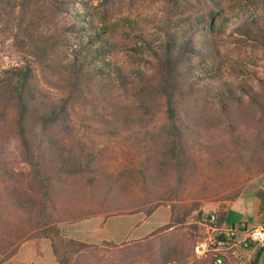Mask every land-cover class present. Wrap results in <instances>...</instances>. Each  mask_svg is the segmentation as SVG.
Wrapping results in <instances>:
<instances>
[{"label": "rangeland", "instance_id": "1", "mask_svg": "<svg viewBox=\"0 0 264 264\" xmlns=\"http://www.w3.org/2000/svg\"><path fill=\"white\" fill-rule=\"evenodd\" d=\"M16 1L22 3L15 9L16 16L22 11L20 23L11 21V34L0 28V77L5 69L29 66L33 73L32 85L41 89L32 101V112L34 108L35 112H42L46 102L56 103L68 94L64 84L67 54L35 42L40 34L50 35L66 16L53 15L45 0ZM84 1L88 3L94 30L104 35L102 29H105L111 47V52L104 56L109 63V85L102 92L94 86L80 90L55 130L71 146L73 154L96 155L97 163L105 172L124 166L145 167L147 160L150 165L159 167L160 160L162 167L156 169L154 175L171 181L174 170L159 154V138L152 140L141 135L127 139L109 132L114 129L124 135L132 129L160 130L166 125L164 98L147 88L118 87L114 82L115 71L128 78L136 72L151 75L155 59L149 49H158L156 43L163 38L160 27L164 21L177 14L200 15L206 10V3L178 0L174 6L171 0ZM216 7L223 12L217 22L218 34L213 36L217 48L214 63L210 67L209 63H198L190 58L189 67L195 71V80L200 82L199 96L177 93L173 100L182 124L186 125L183 129L186 140L192 146L188 152L190 179L184 193L186 203L199 202L193 214L202 210L215 213L225 210L242 193L264 186V125L262 133L256 130L259 117L264 124V46L243 41L233 32L237 20L259 14L261 5L255 0H217ZM203 70L217 71L218 76L208 78ZM222 100L227 104V119L220 110ZM229 121L236 126V133L246 139V146L234 144L232 132L227 128ZM66 126L61 132L60 128ZM257 138L261 139L260 147H256ZM252 152L256 155L252 156ZM0 160L11 169H24L25 165L19 164L16 156L12 136L9 142L0 145ZM102 181L104 187L107 176L103 175ZM5 201L6 193L0 188V254L16 247L18 235L27 229L19 216L11 213L10 217L2 212ZM169 213L164 206L146 218L135 213L116 224V229L107 226L97 236L111 237L114 242L131 240L167 223ZM236 216L230 209L224 221L231 222ZM136 223L138 225L130 229ZM198 233L197 222L190 219L168 229L158 228L134 242L99 244L90 250L95 252L94 264H211L209 259L197 258L193 253ZM51 238L59 252L76 247L58 235ZM258 264H264V249Z\"/></svg>", "mask_w": 264, "mask_h": 264}, {"label": "trees", "instance_id": "2", "mask_svg": "<svg viewBox=\"0 0 264 264\" xmlns=\"http://www.w3.org/2000/svg\"><path fill=\"white\" fill-rule=\"evenodd\" d=\"M204 1L206 10L200 15L177 14L175 18L168 17L164 21L160 27L163 38L156 43L158 49H149L155 59L151 75L136 72L128 78L115 71L114 82L118 87L125 89L130 85L137 89L147 88L164 98L166 125L160 130L132 129L124 135L114 129H109V132L127 139L141 135L152 140L160 139L159 154L168 160L174 170L173 178L169 181L161 179L159 174L154 175L156 169L162 167L160 160L159 167L153 163L150 165L147 160L145 167L124 166L117 171L105 172L97 163L96 155L82 152L73 154L71 146L59 137L55 128L60 118L68 114V106L77 98L80 90L89 89V86H94L99 92L108 89L109 63L104 56L111 52V47L105 37V29H102L104 35L94 30L96 27L86 1L45 0L53 15L66 17L50 35L40 34L35 43L67 54L64 84L68 94L56 103L46 102L44 111L35 112L34 108L32 112V101L41 89L32 85L30 67L24 65L5 69L0 77V145L9 142L12 136L19 164L25 165L24 169H11L0 160V188L6 193L2 212L10 217L11 213L19 216L27 227L18 235L16 247L0 254V264L15 253L23 241L56 237L59 235L58 226L64 222L135 212L149 215L160 206L167 207L170 212L169 222L159 227L160 230L168 229L173 224H184L190 219L198 221V213L193 212L198 209L199 202L193 200L190 204L186 203L184 193L190 179L188 152L192 146L186 140L183 130L186 125L182 124L173 100L177 93L199 96L200 82L195 80V71L189 67L190 58L198 63H209L211 67L217 57L213 36L218 34L217 22L221 20L223 11L216 7L217 0ZM255 1L261 5V12L254 17L237 20L233 32L239 34L243 41L264 46V0ZM171 2L177 6L178 0ZM17 5L20 7L22 3L0 0V28L3 32L11 34V21L19 20L20 23L22 11L15 15ZM202 72L208 78L218 76L217 71ZM220 110L227 119V104L223 100L220 101ZM257 122L259 129L256 130L262 133V117ZM227 126L232 132L234 144L246 146V139L236 133L232 121ZM66 129L67 126L60 128V131ZM259 140L256 139V147L262 144ZM103 175L107 176L104 187ZM254 194L259 200L258 211L261 213L264 211V186L255 189ZM227 209L217 212L219 221H224ZM65 241L76 247L59 252L53 241L58 264H68L70 254L87 246L73 240Z\"/></svg>", "mask_w": 264, "mask_h": 264}, {"label": "crops", "instance_id": "3", "mask_svg": "<svg viewBox=\"0 0 264 264\" xmlns=\"http://www.w3.org/2000/svg\"><path fill=\"white\" fill-rule=\"evenodd\" d=\"M254 191L255 190L252 189L242 193L236 200L231 203V205L227 209V214H229V211L231 209L235 211L237 216L236 218H232L231 222H229L228 220L226 222L223 221L225 224L235 225L240 222H244L247 226L264 227V211L259 213V200L255 196ZM165 208L169 212V209L167 207ZM135 213L141 214L145 218L148 217V215H145L142 212ZM135 213L111 215L107 217L99 215L81 219L75 222L61 223L58 226L59 237H63L65 239L73 240L76 242H81L87 245L84 249L70 254L68 264H94L95 252L90 250L91 247L106 243L120 244L128 241L134 242L148 236L162 226L161 225L156 227L146 235H138L131 240H124L119 242H114L113 238L111 237L100 238L97 236V234L104 231L107 226L116 229V224H118L122 220H125L124 218L132 217L133 215H135ZM135 225L137 226L138 223L133 224L130 229H134ZM53 246V241L45 237L23 241L17 247L16 252L2 264H58L57 255L53 250ZM263 249L264 247L260 252L256 264H258V261L260 260Z\"/></svg>", "mask_w": 264, "mask_h": 264}, {"label": "built area", "instance_id": "4", "mask_svg": "<svg viewBox=\"0 0 264 264\" xmlns=\"http://www.w3.org/2000/svg\"><path fill=\"white\" fill-rule=\"evenodd\" d=\"M199 235L193 246L197 258L211 264H254L264 247V227L244 222L227 225L215 212L198 213Z\"/></svg>", "mask_w": 264, "mask_h": 264}]
</instances>
